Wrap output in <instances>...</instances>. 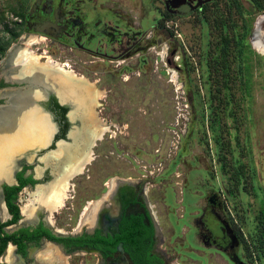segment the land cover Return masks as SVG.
<instances>
[{"label": "rangeland", "instance_id": "obj_1", "mask_svg": "<svg viewBox=\"0 0 264 264\" xmlns=\"http://www.w3.org/2000/svg\"><path fill=\"white\" fill-rule=\"evenodd\" d=\"M35 1L0 0V42L8 41L0 67L7 50L19 46L24 36L18 18ZM152 6V0L145 4L149 14L141 20L154 39L143 62L115 68L106 60L88 65L77 53L72 56L76 63L71 69L98 93L101 117L115 133L103 135L99 147L107 158L90 162V177L69 180L73 197L53 213L52 227L72 233L84 200L95 198L100 188L106 190L104 182L115 176L132 182L141 178L148 182L144 189L170 264H230L215 249L197 244L191 234H180L182 225L179 237L174 229L169 231L183 203L202 204L206 187L223 200L229 223L239 234L241 259L264 264L253 248L259 234L256 215L264 205V54L257 49L258 44L264 46V0H217L201 12L168 17L160 28L151 27ZM5 26L16 28L18 35L10 36ZM37 36L40 42L22 38L25 43L18 47H30L35 55L29 52L35 60L22 62L25 67L38 61L41 50L55 61L71 55L58 43ZM31 195L29 189L22 190L19 205ZM68 261L91 264L94 256L77 251Z\"/></svg>", "mask_w": 264, "mask_h": 264}, {"label": "flooded vegetation", "instance_id": "obj_2", "mask_svg": "<svg viewBox=\"0 0 264 264\" xmlns=\"http://www.w3.org/2000/svg\"><path fill=\"white\" fill-rule=\"evenodd\" d=\"M152 1L151 27L160 28L168 17L201 12L217 0ZM148 2L36 0L18 18L17 25H23L24 36L19 37V46L7 50L0 67V115L12 122L0 124V237L14 234L17 240H7L0 264H41L37 260L69 264L70 253L77 251L93 255L91 264H170L163 245L165 237L144 189L148 182L141 178L132 182L129 177L115 176L110 183L104 182L106 190L100 188L95 198L84 200L86 205L81 206L72 233L52 227L53 213L73 197L69 194V180L90 177V162L107 158L99 147L103 135L115 133L101 117L98 93L85 88L86 81L71 69L76 63L72 56L77 53L88 65L95 59L106 60L115 68L143 62L150 42H154L141 23L149 14L145 7ZM37 35L58 43L71 55L65 61H55L46 54L47 50H41L33 71L27 74V66L16 63L18 47L25 43L22 38L31 44L40 42ZM111 136L108 133L107 137ZM26 189L32 195L20 206L19 194ZM7 195H14L12 202L18 207L15 222H8L12 215L6 206ZM183 204L182 213L170 222V233L174 229L178 236L177 229L182 225L180 234H191L205 250L215 249L226 263L236 264L232 259L237 258L245 264L238 254L239 234L229 223L217 191L205 187L201 205ZM42 229L48 233L38 236ZM50 235L65 240H54ZM77 237L81 243L67 240ZM18 244L23 245L22 251ZM53 259L59 261L53 263Z\"/></svg>", "mask_w": 264, "mask_h": 264}, {"label": "trees", "instance_id": "obj_3", "mask_svg": "<svg viewBox=\"0 0 264 264\" xmlns=\"http://www.w3.org/2000/svg\"><path fill=\"white\" fill-rule=\"evenodd\" d=\"M224 26V25H223ZM6 32H10V36L12 37H16L18 35V30L15 29H9L8 27H4ZM8 44V41L1 43L0 42V54L4 51L5 46ZM17 189V188H16ZM14 198V195H7L5 197L6 199V206L9 210V212L11 213L12 217L8 222H15L18 218H19V213H18V207L12 202V199ZM3 223H1L2 225ZM256 225L258 226V231L259 234L257 235L258 240L256 241V244H253V248H255L256 252L258 254H261L264 257V205H262L256 215ZM24 231V230H22ZM48 232L46 231V229H42L40 231V233L38 234H47ZM37 237H33V236H28L27 238L31 239H37ZM49 237V234H48ZM50 238L54 239V240H58V241H62L65 240V238H60V237H55L50 235ZM0 241V254L3 251L5 244L7 242V240H12L13 242H16L17 239H15L14 234H5L3 238H1ZM79 237L77 238H69L67 239L69 243H81L79 240ZM19 245V249L18 250H23V245L22 244H18ZM247 249V247H246Z\"/></svg>", "mask_w": 264, "mask_h": 264}, {"label": "bare ground", "instance_id": "obj_4", "mask_svg": "<svg viewBox=\"0 0 264 264\" xmlns=\"http://www.w3.org/2000/svg\"><path fill=\"white\" fill-rule=\"evenodd\" d=\"M26 45H28V44H26ZM257 49L262 53V54H264V46L263 45H257ZM17 57H19L18 58V62H16V63H21L22 64V62H27L28 61V59L30 60V58H33L34 60H35V57L34 56H32L31 54H29V51H28V49H27V46L24 48V49H22V50H19V52H18V55H17ZM14 62V60H12V63ZM30 62V61H29ZM29 62H28V67H27V69H26V73H28V72H31V71H33V68H32V66L34 65V62L33 63H31V64H29ZM22 66H24V65H22ZM12 76H14V75H12ZM172 76H173V73H172V75H171V78H172ZM173 80L172 81H175V76H173ZM13 118V117H12ZM62 187V186H61ZM26 206V205H25ZM28 208V206L26 207V209ZM88 208V207H87ZM26 209H23V212H25L26 211ZM85 211V210H84ZM80 225H81V222H80ZM11 257H12V249H9V253H8V262H10V260H11Z\"/></svg>", "mask_w": 264, "mask_h": 264}, {"label": "water", "instance_id": "obj_5", "mask_svg": "<svg viewBox=\"0 0 264 264\" xmlns=\"http://www.w3.org/2000/svg\"><path fill=\"white\" fill-rule=\"evenodd\" d=\"M85 88L89 89L88 86H85ZM6 117V115H5ZM0 124H4V125H7V124H12L11 120L9 119H3V116L0 115ZM236 264H244L243 262L239 261L237 258H233L232 259Z\"/></svg>", "mask_w": 264, "mask_h": 264}]
</instances>
